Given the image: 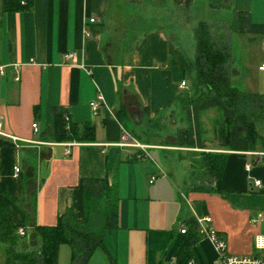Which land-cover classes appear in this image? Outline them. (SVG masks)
I'll use <instances>...</instances> for the list:
<instances>
[{
	"label": "crops",
	"instance_id": "crops-1",
	"mask_svg": "<svg viewBox=\"0 0 264 264\" xmlns=\"http://www.w3.org/2000/svg\"><path fill=\"white\" fill-rule=\"evenodd\" d=\"M200 20L231 32L232 83L264 89V0H34L32 9L19 11H4L0 0V138L11 141L0 146V202L16 224L33 205L30 230L55 224L70 207L82 219L85 189L101 199L108 184L116 188L117 226L86 264H219L210 239L180 231L204 215L229 252H255L254 237L264 234V186L254 181L264 185V164L252 152L264 145L252 149L234 124L221 146L216 121L234 120V109L218 98L190 105L180 127L183 146L177 133L163 135L168 143L149 142L151 135L162 138L161 118L179 105L169 61L185 70L192 64L175 46L177 33L191 27L195 44ZM190 51L195 57V45ZM100 96L95 112L90 103ZM138 112L158 130L135 137ZM60 114L93 123L95 140H57ZM124 131L145 148L122 145ZM201 151L224 154L225 165L210 187L193 189L204 171L191 178L190 163Z\"/></svg>",
	"mask_w": 264,
	"mask_h": 264
},
{
	"label": "trees",
	"instance_id": "trees-1",
	"mask_svg": "<svg viewBox=\"0 0 264 264\" xmlns=\"http://www.w3.org/2000/svg\"><path fill=\"white\" fill-rule=\"evenodd\" d=\"M34 0H3L4 11L32 9ZM231 32L207 20H200L194 28L195 57L189 69L180 68L174 59L169 62L173 69L174 80L179 82L194 70L188 89H178L176 102L182 110L190 105H198L206 99L218 98L235 111V119H217L216 126L221 146H228L230 128L236 125L241 136L245 137L252 149L264 145V93L245 91L234 85L230 78L231 66ZM179 88V87H178ZM126 110L121 106L117 115L122 120ZM182 128L176 134L177 145L183 146ZM186 130H189L187 128ZM55 138L57 140H76L91 142L95 140L93 123H73L60 114L55 119ZM11 144V141L0 138V146ZM200 161H191V178L203 179L191 188H205L204 182L212 183L220 178L225 165V155L215 152L201 151ZM94 198V199H93ZM33 205V204H32ZM26 221L16 224L7 206L0 202V241L8 245V257L5 264H58L59 248L67 243L71 247L70 264H84L89 260L95 249L103 246L104 234L117 226V193L113 185L106 184L101 199L91 195L85 189V212L78 219L70 207L58 216L52 225L35 223L30 230L29 217L33 216L34 205L25 210ZM186 232H196L197 219L187 221ZM19 227L31 231L29 241L18 242ZM100 228V229H96ZM185 232V233H186ZM197 233V232H196ZM189 243V242H188ZM19 246V247H18Z\"/></svg>",
	"mask_w": 264,
	"mask_h": 264
},
{
	"label": "built area",
	"instance_id": "built-area-1",
	"mask_svg": "<svg viewBox=\"0 0 264 264\" xmlns=\"http://www.w3.org/2000/svg\"><path fill=\"white\" fill-rule=\"evenodd\" d=\"M96 19L91 18V21L94 22ZM72 54H69V56ZM261 70H264V63H262L259 67ZM5 75V66L0 65V76ZM16 80H19V76L15 77ZM178 87L180 89H185L188 87V83L185 79L181 80L178 84ZM102 98L101 96L90 103L93 111H97L100 102ZM65 119L67 121L70 120L69 115H65ZM33 127L35 130H37V124L33 123ZM131 134H129L127 131H124L122 134V145H126L129 147H134V148H145L144 144H141L140 142L137 141H131L132 140ZM130 140V141H129ZM69 151V150H68ZM255 156V162H261L264 164V150H255L252 152ZM137 158L143 159L148 156L147 152L143 153H137L136 154ZM252 167V163L248 162L246 163V169L249 170ZM20 168L18 166H15V172H19ZM153 180V179H152ZM254 185L263 188V183L261 180L257 179L254 181ZM260 217H262V214H259ZM263 218V217H262ZM197 225H196V232L198 233L199 236L201 237H207L212 241L214 244V247L216 249L217 253V260L219 264H264V234H258L254 237V246H255V252L250 253V254H244V255H238L229 252L228 250V245L226 239L215 229L211 226V218L208 215H204L201 217H197ZM187 230L186 226L183 225L180 229L182 233H185ZM18 233L20 235L25 234V229L23 227H19ZM189 263H192L190 261Z\"/></svg>",
	"mask_w": 264,
	"mask_h": 264
},
{
	"label": "rangeland",
	"instance_id": "rangeland-1",
	"mask_svg": "<svg viewBox=\"0 0 264 264\" xmlns=\"http://www.w3.org/2000/svg\"><path fill=\"white\" fill-rule=\"evenodd\" d=\"M189 34H190V36H189ZM192 34H193V32H192L191 27H186L184 29L179 30L177 33V40L175 42V46L177 47V49H179L185 55L187 60H192V63H193L194 59H192V58L194 57V55H193L194 53H193V51L189 52V49L191 50V48L195 45V44H193L194 40H193ZM194 73H195L194 70H191L189 73H187L188 82H190V79L194 75ZM189 86H190V84H189ZM260 92H264V89H262ZM174 110H175V112H174ZM137 115H139L140 117L138 116L139 118L137 119V121H135V120L133 121L135 124V127H132V129H133L132 131H133V134L135 135V137L138 136L139 138H142L143 135L147 136V134H148L147 132H150L151 130H154V129L158 130V128H159L158 122L150 121V119H147V117H145V119H142L141 113H139V112ZM186 116H187L186 113H184V110H182L179 105L173 107L172 111L168 112L166 114L165 118L164 117L161 118L162 127H161V129L159 128V133H160V135H162V138H160L159 135H158V138L151 135L150 136L151 139L149 138V142H154V143L155 142H162V139L165 140L164 136L175 135L177 133L178 128H180L182 125H184V127L187 126V124H188L187 120L188 119L186 118ZM142 120H143V125L142 126L140 125L137 127V124L140 123ZM168 140H172V138L167 137V139L164 142L168 143L167 142ZM170 142H172V141H170ZM159 153H161L162 155H164V154L167 155L168 153H171V151L161 150V151H159ZM196 153H197V155H199L200 152L199 153L196 152ZM165 159L168 162V157H166ZM193 159H197V158H193ZM198 161H200V159ZM190 167H191V163H190ZM190 171H191V168H190ZM184 191H186V190L184 189ZM96 229H100V228H96ZM30 234H31V231L27 230L26 235L19 236V238H18L19 244H21V242H23V241H29ZM7 249H8L7 243L0 241V264H5L7 262V257H8V250ZM70 262H71V247L69 244L63 243V244H61V246L59 248L58 264H70Z\"/></svg>",
	"mask_w": 264,
	"mask_h": 264
},
{
	"label": "water",
	"instance_id": "water-1",
	"mask_svg": "<svg viewBox=\"0 0 264 264\" xmlns=\"http://www.w3.org/2000/svg\"><path fill=\"white\" fill-rule=\"evenodd\" d=\"M204 185H205V186H208V187L211 186V184H208V183H204ZM84 264H86V262H85Z\"/></svg>",
	"mask_w": 264,
	"mask_h": 264
}]
</instances>
